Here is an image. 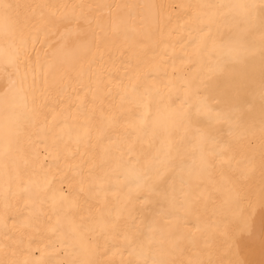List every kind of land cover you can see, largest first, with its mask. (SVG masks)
<instances>
[{
    "label": "bare ground",
    "instance_id": "obj_1",
    "mask_svg": "<svg viewBox=\"0 0 264 264\" xmlns=\"http://www.w3.org/2000/svg\"><path fill=\"white\" fill-rule=\"evenodd\" d=\"M4 2L0 48L21 55L0 62V98L17 101L12 112L0 105V259L129 264L124 236L151 227L149 260L264 264V47L259 14L250 24L231 7L260 0ZM162 141L182 142L183 154L153 192L127 201L117 163L143 167ZM81 178L120 191L86 198Z\"/></svg>",
    "mask_w": 264,
    "mask_h": 264
},
{
    "label": "snow or ice",
    "instance_id": "obj_2",
    "mask_svg": "<svg viewBox=\"0 0 264 264\" xmlns=\"http://www.w3.org/2000/svg\"><path fill=\"white\" fill-rule=\"evenodd\" d=\"M231 7H234L236 9H239L242 11L244 16L247 18L249 23L251 24L255 19L257 18V14H259L260 17V24H261V42L262 47H264V0H260L259 6H257L255 3L250 4H235ZM12 8L11 4L5 3L4 0H0V16H3L5 20L8 19V12ZM28 21L25 19L21 27H27ZM8 33L10 35H14V32L11 28L8 29ZM20 48L23 51V54L25 57L27 56V47H26V41L21 39L20 42ZM243 50V45L240 43L239 38H237L236 41V47L233 49L234 52L237 54ZM21 55V51L14 50L11 53L8 54V56L4 57V49L0 48V62L4 63L7 66H14L16 62L19 59V56ZM10 87L15 85V81L10 80L9 81ZM21 92L24 91L23 87L20 89ZM262 97H264V91H262ZM229 102L226 99V103ZM0 105H2L4 111L6 112H12L17 107V101L15 97L12 99L8 98V94L5 93V96L3 98H0ZM206 106L204 105H197V111H205ZM238 109L233 110V114L237 113ZM227 119L228 114L226 113H216L214 116L210 117V119ZM145 120V117H141V123L143 124ZM7 125H5L6 127ZM199 131V130H197ZM201 139H208L210 137L207 136L206 133L200 132ZM12 141L9 140V144L11 145ZM18 144V142H17ZM17 160L21 162L24 166H27L29 163V160L25 154V151L23 147H17ZM184 151V145L182 142H172V141H162L161 142V148L157 149V155L152 157V160L149 162H146L143 167H139V160L135 161H127V162H118L116 169L113 171H117L120 168L124 169L123 172V181H118L119 183H123L124 187L128 189V191L125 193V196L127 198V201H131L134 197V193L140 192V191H147V192H153L155 190V182L161 181L164 178L165 171L167 168L172 166V156L171 154L173 152L176 153L177 157L183 154ZM129 152H131V147H129ZM15 163V161H14ZM163 166V167H161ZM81 188L78 195H84L86 198L90 197L92 194H98L101 190L106 191H113V192H119L120 188L118 186L109 185L107 189H104L103 184L101 183L99 187L96 186L91 181H86L85 179L81 178L80 180ZM85 185H87V188H85ZM162 197L167 200L169 197V193L167 189H164L161 193ZM138 199V197H136ZM60 202L61 205H63L64 201L67 200V197L63 195V193L60 194ZM171 204L172 201H169ZM75 201L71 202L70 206H74ZM251 206V205H250ZM8 205H5V209L7 210ZM167 213L164 211V209H161L159 215L164 216ZM155 223V221L153 222ZM238 227L242 228H249L250 227V218L241 214L239 218ZM260 231H261V251L264 252V215L261 216L260 221ZM153 228H149L148 234L145 235L143 239H139L136 237H131L128 235L124 236V241L127 247L131 249L130 255H135L137 257L136 261H129V264H164L162 260L157 259H151L149 260L147 258V254L151 252V245L154 242V237L152 235ZM5 259H0V264H31V262L28 259H15L11 257H7V254ZM16 253L12 252V257H15ZM75 264V262H73ZM82 264H90L88 261L82 262ZM236 264H250V262L246 261H237Z\"/></svg>",
    "mask_w": 264,
    "mask_h": 264
}]
</instances>
